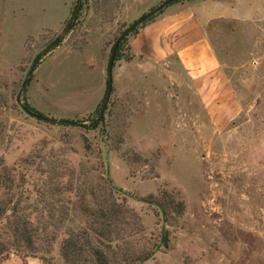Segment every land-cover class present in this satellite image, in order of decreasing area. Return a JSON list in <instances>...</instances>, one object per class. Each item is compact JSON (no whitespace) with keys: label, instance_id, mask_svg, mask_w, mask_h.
<instances>
[{"label":"rangeland","instance_id":"1","mask_svg":"<svg viewBox=\"0 0 264 264\" xmlns=\"http://www.w3.org/2000/svg\"><path fill=\"white\" fill-rule=\"evenodd\" d=\"M163 1L0 0V178L13 182L0 198L14 196L7 220L26 228L16 237L0 219L8 258L66 264L63 241L103 230L95 216L116 205L128 224L101 242L120 256L264 264V21L211 22L218 71L192 89L173 56L135 59L163 8L125 37L97 120L116 39ZM72 12L74 28L45 53Z\"/></svg>","mask_w":264,"mask_h":264},{"label":"crops","instance_id":"2","mask_svg":"<svg viewBox=\"0 0 264 264\" xmlns=\"http://www.w3.org/2000/svg\"><path fill=\"white\" fill-rule=\"evenodd\" d=\"M218 20L263 22L264 0H190L172 4L134 41L135 59L142 57L145 64H153L167 62L173 56L195 89V78L218 71L207 33L208 25ZM0 264L31 262L11 256Z\"/></svg>","mask_w":264,"mask_h":264},{"label":"trees","instance_id":"3","mask_svg":"<svg viewBox=\"0 0 264 264\" xmlns=\"http://www.w3.org/2000/svg\"><path fill=\"white\" fill-rule=\"evenodd\" d=\"M78 1V0H77ZM179 2V1H178ZM177 3V2H174ZM171 3L168 6L174 4ZM167 7V6H166ZM161 11L151 17H149L146 21L143 23L152 21L158 14H160ZM77 20L76 14L72 12L71 18L69 19L68 23L65 24V26L62 29L61 35L52 43L49 44L48 48L49 50H46L45 53L51 50L52 47H56L61 41L62 38H64L65 35L70 33V31L74 28L75 25H72L70 21ZM74 23V22H73ZM140 24V25H143ZM139 29V26L132 30V32H136ZM126 38L122 40V42L119 45V49L115 55V59H120V50L122 47V44H124ZM39 59V56L36 58ZM130 59V58H129ZM36 63V62H35ZM34 63V64H35ZM26 87V84L25 86ZM25 109L28 113L32 114L34 117L41 121H53L54 119L49 120L46 116H44L42 113L34 110L30 106L26 105ZM6 173L7 171H3ZM10 186H6L4 183H9ZM11 183L13 184L12 180L9 177L6 178H0V194L2 196L1 189H6L8 191L13 190V185L11 186ZM14 196L7 199H1L0 198V219H9L6 216L7 210L11 207L12 213H15L18 208V203L13 202ZM161 213L162 210H161ZM125 214H129L128 210H124L121 208V206L112 205L111 208L107 206H102L99 210L98 216H95V219L93 221L94 224H97L100 226L103 230L97 231L96 229L89 228L88 230H79L77 233H71L69 237L63 241L62 245V257L65 259L66 264H134L139 263L141 264L143 261L149 259L151 256L150 254L144 255V257L139 258L134 255H122L120 256L119 253L116 251L118 249V246H115V250L110 246L103 244L101 240H107V242L111 241V236L115 233V239L118 238L117 230H121L115 227V230H113V226L119 224H128L123 219V216ZM14 217V216H13ZM16 218V217H15ZM21 220L14 221L13 225H10L9 220H7L6 227L8 231L13 233L16 237H23L24 233L26 232V228L23 227L22 230L19 228V223ZM23 224V223H22ZM29 245L32 244L31 238L28 237ZM8 251L6 249V246L3 245L0 241V261L8 259ZM44 264H51L50 261L42 259Z\"/></svg>","mask_w":264,"mask_h":264},{"label":"water","instance_id":"4","mask_svg":"<svg viewBox=\"0 0 264 264\" xmlns=\"http://www.w3.org/2000/svg\"><path fill=\"white\" fill-rule=\"evenodd\" d=\"M180 0H164L162 3H160L158 6H156L155 8H153L152 10H150L149 12L145 13L144 15H142L141 17H139L137 20H135L128 28H126L121 34L120 36L116 39L111 52H110V57H109V62H108V66H107V81H106V92H105V97L103 100V104L102 107L100 109L99 112V116L97 118V120H100L103 117V113L105 111V108L107 106V103L109 101L111 92H112V86H113V66H114V62H115V55H116V51L117 48L119 46V44L121 43V41L127 37V35L136 27H138L140 24H142L144 21H146L149 17L159 13L163 8H165L166 6H168L171 3L174 2H178ZM28 115L34 117L32 114L28 113L27 111H25ZM70 123V122H67Z\"/></svg>","mask_w":264,"mask_h":264}]
</instances>
